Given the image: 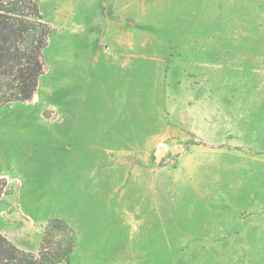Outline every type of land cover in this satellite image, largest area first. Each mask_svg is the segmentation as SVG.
Masks as SVG:
<instances>
[{"label":"rangeland","instance_id":"obj_1","mask_svg":"<svg viewBox=\"0 0 264 264\" xmlns=\"http://www.w3.org/2000/svg\"><path fill=\"white\" fill-rule=\"evenodd\" d=\"M35 1L52 33L32 100L0 107V233L36 255L60 219L71 264H264V0Z\"/></svg>","mask_w":264,"mask_h":264},{"label":"trees","instance_id":"obj_2","mask_svg":"<svg viewBox=\"0 0 264 264\" xmlns=\"http://www.w3.org/2000/svg\"><path fill=\"white\" fill-rule=\"evenodd\" d=\"M51 33L35 0H0V107L32 100L45 72L43 51ZM74 247L73 229L51 219L36 255L0 233V264H71Z\"/></svg>","mask_w":264,"mask_h":264},{"label":"crops","instance_id":"obj_3","mask_svg":"<svg viewBox=\"0 0 264 264\" xmlns=\"http://www.w3.org/2000/svg\"><path fill=\"white\" fill-rule=\"evenodd\" d=\"M67 127L71 128V132L69 133V138H70V141L73 142V140H72L73 139V131H72L73 127H70V126H67ZM39 137H40V139L44 140V142H47V140L45 139V137L42 133L36 136V134H33L32 130L28 131L27 133L25 131H22L21 133H19V135L17 137H15V140H16L15 146H17L19 148V151L21 152V156L33 155L36 158H42V157L45 158L46 157V155H44V156L41 155V152L43 149L39 146L38 143H36V140H38ZM29 138L34 141V143L30 145L31 149L28 147V142H26V140ZM46 145H47V143L44 144L45 148H47ZM27 150H29V151L31 150L30 152L32 154L29 155ZM51 159H54V158H51Z\"/></svg>","mask_w":264,"mask_h":264},{"label":"water","instance_id":"obj_4","mask_svg":"<svg viewBox=\"0 0 264 264\" xmlns=\"http://www.w3.org/2000/svg\"><path fill=\"white\" fill-rule=\"evenodd\" d=\"M162 153H163V149H158V150L156 151V155H157V157H158V158L161 157Z\"/></svg>","mask_w":264,"mask_h":264}]
</instances>
